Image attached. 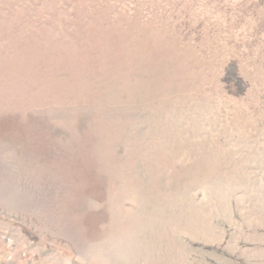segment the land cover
<instances>
[{"label": "rangeland", "instance_id": "rangeland-1", "mask_svg": "<svg viewBox=\"0 0 264 264\" xmlns=\"http://www.w3.org/2000/svg\"><path fill=\"white\" fill-rule=\"evenodd\" d=\"M0 264H264V0H0Z\"/></svg>", "mask_w": 264, "mask_h": 264}]
</instances>
